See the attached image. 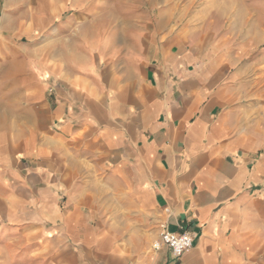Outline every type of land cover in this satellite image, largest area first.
<instances>
[{
    "label": "crops",
    "instance_id": "obj_1",
    "mask_svg": "<svg viewBox=\"0 0 264 264\" xmlns=\"http://www.w3.org/2000/svg\"><path fill=\"white\" fill-rule=\"evenodd\" d=\"M120 22L57 25L46 57L27 26L0 42V264H264V138L239 122L234 53ZM123 212L194 246L125 253Z\"/></svg>",
    "mask_w": 264,
    "mask_h": 264
},
{
    "label": "rangeland",
    "instance_id": "obj_2",
    "mask_svg": "<svg viewBox=\"0 0 264 264\" xmlns=\"http://www.w3.org/2000/svg\"><path fill=\"white\" fill-rule=\"evenodd\" d=\"M136 13L139 19L170 26L187 41L205 46L221 42L231 49L236 59L239 122L264 138V0H0V42L13 39V33L27 26L37 45L33 51L46 57L51 39L60 34L57 25H117ZM14 40L31 43L28 37ZM116 219L111 227L123 251L152 259L157 231L125 212Z\"/></svg>",
    "mask_w": 264,
    "mask_h": 264
},
{
    "label": "built area",
    "instance_id": "obj_3",
    "mask_svg": "<svg viewBox=\"0 0 264 264\" xmlns=\"http://www.w3.org/2000/svg\"><path fill=\"white\" fill-rule=\"evenodd\" d=\"M194 246V238L187 232L170 233L165 225H161V232L152 245V250L156 253L168 248L175 257H181Z\"/></svg>",
    "mask_w": 264,
    "mask_h": 264
}]
</instances>
